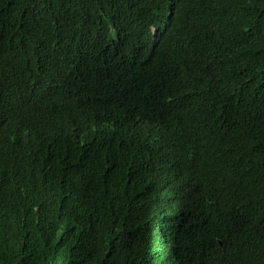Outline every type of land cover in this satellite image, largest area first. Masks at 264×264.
Instances as JSON below:
<instances>
[{"label":"trees","instance_id":"1","mask_svg":"<svg viewBox=\"0 0 264 264\" xmlns=\"http://www.w3.org/2000/svg\"><path fill=\"white\" fill-rule=\"evenodd\" d=\"M175 1L154 37L137 0H0V264H264V0ZM88 50L153 52L122 71L160 78L131 100L171 127L157 151L128 130L141 107L92 111L70 71ZM34 63L63 110L45 136L21 82Z\"/></svg>","mask_w":264,"mask_h":264},{"label":"clouds","instance_id":"2","mask_svg":"<svg viewBox=\"0 0 264 264\" xmlns=\"http://www.w3.org/2000/svg\"><path fill=\"white\" fill-rule=\"evenodd\" d=\"M140 7L146 9L148 15L155 16L159 22L149 25V31L152 36H157L159 32L163 31L165 26L170 22L174 15V9H176L175 0H158V2H152L147 0H137ZM156 13H154V11ZM85 41H88V39ZM9 49L8 46L3 47L0 53ZM148 59L153 58V52L142 50L134 59H122L121 55L114 56L113 51L106 54V52L98 51H82L78 55H74L70 60V71L73 76H80L82 73L85 75L80 76L78 79L85 85H95L96 87L89 90V98L95 99L92 101V111L98 108L96 99L102 98L104 103L115 110L119 115L125 116L130 114L134 109L141 107V109L150 115L146 118H137L134 125L128 128L132 137L139 141L140 147H151V151H157V147H162V143L167 141L166 133L171 127L163 120H153V115H158L156 108L149 103L132 102L135 97L138 96V84L137 79L143 78L145 81H160V78L156 76L150 66H142L139 72L131 78L128 82L129 75L122 71V68H127L130 65H146L144 57ZM116 59L117 65L111 67L109 59ZM14 66V65H13ZM10 67V68H13ZM31 70L23 75V80L28 86V93L32 100V108L28 109L34 116V127L38 128L40 135L45 136L42 125L44 123L52 122L51 115L57 113L60 108L61 101L60 96L56 92L59 87L52 88L51 85L44 84V87L40 89L39 85H36L32 78L27 79L32 71L37 70V64H30ZM121 71V73H120ZM120 73V74H119ZM0 75L2 78H7V74L4 69L1 68ZM75 83V82H74ZM74 83H71L68 88L75 90ZM82 87V86H81ZM83 89V88H82ZM70 92V91H69ZM72 93V92H71ZM150 93H159L161 100L167 101L170 96H166L164 88L161 84L160 88L156 86L150 90ZM77 99H81V94H73ZM48 105V107L46 105ZM91 111V112H92ZM155 140L160 144H155ZM164 140L163 142H160ZM152 157V155L150 154Z\"/></svg>","mask_w":264,"mask_h":264},{"label":"bare ground","instance_id":"3","mask_svg":"<svg viewBox=\"0 0 264 264\" xmlns=\"http://www.w3.org/2000/svg\"><path fill=\"white\" fill-rule=\"evenodd\" d=\"M148 88V87H147Z\"/></svg>","mask_w":264,"mask_h":264}]
</instances>
